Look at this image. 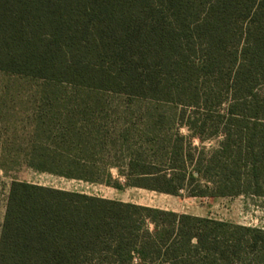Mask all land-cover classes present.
Listing matches in <instances>:
<instances>
[{
    "label": "trees",
    "instance_id": "1",
    "mask_svg": "<svg viewBox=\"0 0 264 264\" xmlns=\"http://www.w3.org/2000/svg\"><path fill=\"white\" fill-rule=\"evenodd\" d=\"M0 72L35 106L4 173L264 199V0H0ZM0 264H264V228L15 179Z\"/></svg>",
    "mask_w": 264,
    "mask_h": 264
},
{
    "label": "rangeland",
    "instance_id": "2",
    "mask_svg": "<svg viewBox=\"0 0 264 264\" xmlns=\"http://www.w3.org/2000/svg\"><path fill=\"white\" fill-rule=\"evenodd\" d=\"M30 89L31 87L29 85L15 83L11 76L0 72V166L5 165V161L14 155L13 151L8 150L7 143L11 142L16 136H19L21 129L25 125V117L35 107L31 102L33 97L29 94ZM177 127L180 135L187 138L186 145H188V142H192L193 147L201 146L199 140L191 136L188 128L182 127L179 124H177ZM219 139L221 138L207 142L205 146L211 149L217 145ZM112 174L114 179H119L116 170H113ZM15 179L48 187L79 191L104 198L151 206L181 214L209 217L247 227L264 228V199L252 196L199 199L190 198L186 195L178 197L158 194L137 188L117 190L106 185L90 184L48 173H38L20 164V166L10 168L8 173L0 170V236L10 186ZM119 180L121 184H125L123 178Z\"/></svg>",
    "mask_w": 264,
    "mask_h": 264
}]
</instances>
